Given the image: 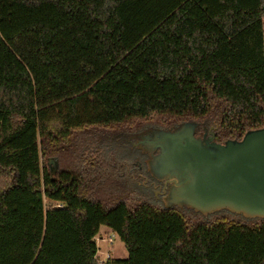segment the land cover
Wrapping results in <instances>:
<instances>
[{
  "label": "trees",
  "instance_id": "1",
  "mask_svg": "<svg viewBox=\"0 0 264 264\" xmlns=\"http://www.w3.org/2000/svg\"><path fill=\"white\" fill-rule=\"evenodd\" d=\"M186 122L264 128V0H0V264H264V220L165 209L103 145Z\"/></svg>",
  "mask_w": 264,
  "mask_h": 264
},
{
  "label": "water",
  "instance_id": "2",
  "mask_svg": "<svg viewBox=\"0 0 264 264\" xmlns=\"http://www.w3.org/2000/svg\"><path fill=\"white\" fill-rule=\"evenodd\" d=\"M201 125L180 124L173 130L149 129L136 146L147 156L148 174L164 184L165 209L208 218L228 212L245 220H264V128L240 140L217 143L215 132L197 136ZM50 171H58L56 160Z\"/></svg>",
  "mask_w": 264,
  "mask_h": 264
},
{
  "label": "rangeland",
  "instance_id": "3",
  "mask_svg": "<svg viewBox=\"0 0 264 264\" xmlns=\"http://www.w3.org/2000/svg\"><path fill=\"white\" fill-rule=\"evenodd\" d=\"M149 129L156 128L148 127L144 130L122 131L118 134H110L106 143L103 145L105 146L106 151L113 153L121 160L128 161V163L134 167L135 170L132 180L133 183H129V185L126 186L128 187L127 189H132L139 195L149 199L151 202L164 207L162 199L160 198L159 200H156L154 198L153 191L144 186V182L148 178V172L145 165L147 156L144 155L142 151L136 146V143L139 140L138 135ZM137 167L139 168V171H137ZM123 187L124 188L121 187V191L123 190L122 192L126 190L125 186ZM117 189L119 190V187H117ZM110 238L113 240L112 243L108 241ZM96 244L98 247L97 258L100 263H105L108 257L112 260L128 259V252L125 248V245L122 243L119 237L107 227H102L100 229V233L96 237Z\"/></svg>",
  "mask_w": 264,
  "mask_h": 264
},
{
  "label": "flooded vegetation",
  "instance_id": "4",
  "mask_svg": "<svg viewBox=\"0 0 264 264\" xmlns=\"http://www.w3.org/2000/svg\"><path fill=\"white\" fill-rule=\"evenodd\" d=\"M204 129H206L207 135L210 136L211 131H213V129L207 128L206 126L202 127V135H204V133H205ZM202 135H200V136H202ZM147 175H148V178L145 180L144 186L153 191L154 198L156 200H159L160 198L162 199V197L164 196V193H163L164 188H165L164 184L155 181L149 174H147Z\"/></svg>",
  "mask_w": 264,
  "mask_h": 264
},
{
  "label": "built area",
  "instance_id": "5",
  "mask_svg": "<svg viewBox=\"0 0 264 264\" xmlns=\"http://www.w3.org/2000/svg\"><path fill=\"white\" fill-rule=\"evenodd\" d=\"M108 241H109L110 243L113 242L112 238H110ZM108 259H109V257H108ZM108 259H107V260H108ZM102 263H103V262H102Z\"/></svg>",
  "mask_w": 264,
  "mask_h": 264
}]
</instances>
